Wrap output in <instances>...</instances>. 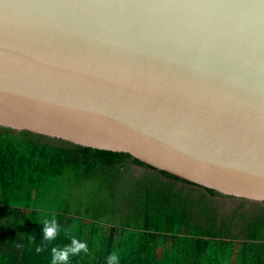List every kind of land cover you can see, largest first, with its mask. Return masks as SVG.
Returning a JSON list of instances; mask_svg holds the SVG:
<instances>
[{
  "label": "water",
  "instance_id": "1",
  "mask_svg": "<svg viewBox=\"0 0 264 264\" xmlns=\"http://www.w3.org/2000/svg\"><path fill=\"white\" fill-rule=\"evenodd\" d=\"M0 126L264 201V2L0 0Z\"/></svg>",
  "mask_w": 264,
  "mask_h": 264
},
{
  "label": "trees",
  "instance_id": "2",
  "mask_svg": "<svg viewBox=\"0 0 264 264\" xmlns=\"http://www.w3.org/2000/svg\"><path fill=\"white\" fill-rule=\"evenodd\" d=\"M218 197L233 198L129 153L0 126V264H52L73 238L88 251L69 264H264V201L220 213Z\"/></svg>",
  "mask_w": 264,
  "mask_h": 264
},
{
  "label": "rangeland",
  "instance_id": "3",
  "mask_svg": "<svg viewBox=\"0 0 264 264\" xmlns=\"http://www.w3.org/2000/svg\"><path fill=\"white\" fill-rule=\"evenodd\" d=\"M130 170L137 175H140L148 171V169L138 165H131ZM177 186L184 187L185 190L192 188L191 186H184L181 183H178ZM211 200L213 202V205L219 210L220 213L229 212L232 209H236V208H241L242 210L249 211L254 209L255 207L252 205V203L243 202L242 199L236 197L233 198L218 197V198H212Z\"/></svg>",
  "mask_w": 264,
  "mask_h": 264
},
{
  "label": "clouds",
  "instance_id": "4",
  "mask_svg": "<svg viewBox=\"0 0 264 264\" xmlns=\"http://www.w3.org/2000/svg\"><path fill=\"white\" fill-rule=\"evenodd\" d=\"M262 2H264V0H262ZM54 228H55V225L46 227L45 229L46 237L54 236ZM72 245L73 246L66 245L62 252H57L55 257L53 258L52 264H69V260L66 259V253H75L77 249H84L86 252L88 251V248L86 247V242L77 243L76 239L73 238ZM36 251L39 252L40 249L37 248ZM52 251L55 252V248H53ZM116 261H117L116 253H112L107 257V264H114V262Z\"/></svg>",
  "mask_w": 264,
  "mask_h": 264
}]
</instances>
